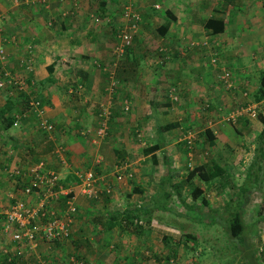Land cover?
Listing matches in <instances>:
<instances>
[{
  "label": "crops",
  "instance_id": "0c3cea01",
  "mask_svg": "<svg viewBox=\"0 0 264 264\" xmlns=\"http://www.w3.org/2000/svg\"><path fill=\"white\" fill-rule=\"evenodd\" d=\"M92 1L0 0L6 53L0 60V264H12L3 247L14 243L1 227L4 212L15 197L33 201L39 196L40 188L33 195L22 189L40 160L45 161L41 172L55 171L67 187L79 180L81 169L92 167L103 191L93 198L78 193L68 237L41 241L30 260L75 264L76 257L85 264H145L142 258L159 260L177 251L175 242L171 245L177 237L155 227L181 230L186 223L170 218L182 213L181 220L189 221L185 217L196 213L188 209L206 213L203 208L211 205L193 202L189 189L184 200L176 192L189 181L190 170L183 168L201 162L198 150L215 148L211 168L220 165L222 178L227 177V166L232 171L235 164L219 163L221 152L230 155L225 147L245 143L246 124H254L258 133L263 126L259 114L252 116L246 108L257 103L258 112L264 113V98H254L264 69V0H132L148 3L137 7L142 12L136 35L141 44L132 43L119 58L115 31L124 16L110 7L100 12V23L88 22L86 3ZM210 59L215 64L208 66ZM225 70L231 85L222 77ZM9 76H16L14 82L8 83ZM172 88L178 89L177 99H171ZM34 99L39 106L30 103ZM103 104L110 110L106 117L101 116ZM43 119L53 124L51 132L39 125ZM102 123L106 134L97 138L95 130ZM121 164L132 176L117 180L114 168ZM196 167L191 172L196 180L219 176L218 185L212 184L219 193L226 192L221 175L202 178V165ZM141 179L153 189L141 186ZM192 186L207 195L201 182ZM240 186L233 197L243 193ZM255 186L247 190L245 204L257 194L264 196V185ZM163 195L168 203L157 202ZM171 195L181 209L169 204ZM55 204L63 208L65 194ZM126 209L139 213L132 218L144 229L129 225ZM143 241L154 251L147 255L150 249Z\"/></svg>",
  "mask_w": 264,
  "mask_h": 264
},
{
  "label": "rangeland",
  "instance_id": "374dc122",
  "mask_svg": "<svg viewBox=\"0 0 264 264\" xmlns=\"http://www.w3.org/2000/svg\"><path fill=\"white\" fill-rule=\"evenodd\" d=\"M96 1H101V0H94L91 2V4L86 3V6H87L86 10L90 9V12H87V15L84 16V18H86L88 22L91 21L95 23H100L102 21L101 19L102 16L100 15L102 13L105 14L106 12H109L108 9L110 7L112 8L111 10H113L114 13L117 14L121 12L122 16H124L125 8L127 6H130L134 11L138 13L139 20L137 22L136 31L132 32L131 42L129 46L132 43H135L137 45L141 44L140 42L141 40H139V38H137L136 35L140 31L139 30L140 21H141L140 16L142 12L140 13L137 7L141 9L139 6H142L143 3H146V2L139 4V3H134L132 0H131L132 2L128 0H115L116 2H110V3L109 1L106 2V0L102 1V3L96 2ZM104 2H106L105 5H104ZM153 4L154 3L150 2V5L153 6ZM101 6H102L101 8L102 13H99L98 12L99 7ZM124 19L125 21L122 24L119 23L117 25L118 29L115 31V35H117L121 29L127 28L125 26L128 25V20L125 16H124ZM147 29L150 30L149 27ZM116 43H120V37L118 36L115 37L114 46ZM127 47L128 46L126 45L125 50H127ZM115 56L119 58L122 55L115 53ZM130 56L132 55L130 54ZM207 63H208V66H211V64H215L211 61V59ZM182 86L184 85L182 84ZM190 86L191 84H187L186 87L190 88ZM189 91H192V90L189 89ZM175 93L178 97L179 93H178L177 88L175 90ZM208 117L210 118L212 116H208ZM245 127H246L245 130L242 132L244 134L242 141H244L245 143H240L238 146L235 145V146L225 147V149L229 151L230 155H228L225 152L220 151L221 157L219 158V163L221 162L223 166L225 164L224 167H226L228 163L235 164L234 168L232 167L230 168L232 169V171L228 170V166H227V171L229 172V176L222 178L224 174L221 175L222 179L220 183L222 187L226 190L225 193H219V187L215 188L216 186L212 184V182L214 183L216 181L217 182L216 185H218L219 176L214 178L213 181H209V180L202 181V179H200L201 181H199V180H196L193 177V174L191 173L197 168L196 164L197 166H199L200 164L202 165V169H203L202 178H206V179L207 177L209 178L208 172L212 170L211 162L212 160H214V157H215L212 152H214L215 148H212V149H209L207 147L200 148L198 152L202 153L201 162L193 164L192 166H188L189 165L188 164L186 167L183 168L187 173L190 170V173H188L189 178H187L189 181H186V184H184V186H181L182 187L181 189H184V188L190 189L193 184H196L197 182H201L203 186L205 187V189H207V195L205 196H206V199L208 200V204H211V205L210 206L207 205L203 208V209H208L206 213L204 211H200L199 213V212H195V210L188 209V212L190 213L199 214L198 215L199 217H197L196 214L195 216H186L185 218H188L189 221L181 220L182 217L180 216H183L182 213H180V216L176 215L174 219L173 218H170V219L173 220V222L179 219L180 222L186 223L184 228L186 230L193 232L198 237L197 247L195 249L188 250L182 245L181 246L176 245L177 255L172 253L171 256H169L168 258L161 256L159 260L152 258V256L150 257V260H148L147 258H142L143 260L146 261L144 262L145 264H230V263L231 264H241L242 263L243 257L240 258L239 256H237L236 258L235 254H234L235 256L233 257V251L229 247L231 243L229 242L228 235L226 234V232H224L221 225H223V223H227L226 222L227 216L225 217L223 214L229 213L231 216L232 213L234 212V209L237 208V203L235 200L236 196L235 197L233 196L235 195L237 191L238 184L243 185L245 184V182H247L248 186L250 187L249 189H252V187H254V184L257 183L256 181H258V178H260L262 180L261 183L264 185V178H263L264 176V160H263L264 154H262L263 151L258 150L257 151L258 154L256 155V146L259 143V140L257 139L256 134L258 133L259 129H257V127L254 124H249V125L246 124ZM198 132L199 131H197V133ZM260 143L261 145L264 146V142L260 140ZM253 144H255V150L252 148ZM250 147L253 150V153L249 154L248 149ZM199 158L197 157V159ZM233 170H236V171H233ZM246 172L248 173L247 176H245ZM151 173L156 175L153 172V170H151ZM243 177L245 180L241 181ZM233 178H235L236 180L234 181ZM141 180L143 181L141 186H143L144 188H147L148 191L153 189V187L151 186L152 184L144 181L146 179H141ZM246 194L249 195L250 193L246 192ZM189 199L194 200L193 202L201 201L200 197L197 198L198 200H195V198H189ZM227 199L228 200L231 199V200L228 201ZM166 200H167V196L163 195V197L162 196L158 197L157 202L161 204L168 203ZM226 200L228 201V203H226L227 202ZM168 201H169V204H171L175 209L180 208L176 195L168 196ZM251 203L252 204L255 203V204L252 205ZM212 206H215V207H212ZM221 208L223 209V211H227V212H223V214H221L219 212ZM244 209H245V212L243 213V215H244V218L246 219V224H247L246 226L248 227L247 233L249 236H251L250 240L253 243L251 246L252 248L251 252L253 254L252 263L253 264H264V251L262 250L263 248L262 246L264 243V196L257 194L256 199L254 201L252 200L244 204ZM169 215H170L169 217H174L173 215H171V213ZM221 217L223 221H221ZM155 230L157 232L158 230H160V233L172 234L175 237H177V239L180 237L181 231H182L179 229V227H175V228L155 227ZM163 230H167V231L163 232ZM156 236L157 234H155V237ZM171 245L173 246V243H171ZM142 246H145V248L150 249L148 250V252H145L147 255L150 254L152 250L154 251V247L151 248L150 245L145 244V242L142 244ZM160 246H165V245L162 242H160ZM143 255L145 256V254Z\"/></svg>",
  "mask_w": 264,
  "mask_h": 264
},
{
  "label": "built area",
  "instance_id": "2783aa9c",
  "mask_svg": "<svg viewBox=\"0 0 264 264\" xmlns=\"http://www.w3.org/2000/svg\"><path fill=\"white\" fill-rule=\"evenodd\" d=\"M30 1L33 0H24ZM35 1V0H34ZM45 1V0H43ZM124 16L128 20L127 28L121 29L117 36L120 37V43H116L114 50L117 54H122L125 51L126 45L129 46L131 42L132 32L137 29V22L139 15L130 6L124 10ZM0 36V60L3 61L6 53L3 45V39ZM214 60V59H213ZM230 72L225 70L222 77L227 85H231ZM16 77V76H15ZM9 76L8 83L12 82L14 78ZM20 88L23 86V80L16 79ZM14 82V81H13ZM4 80L0 79V85H3ZM171 99H177L175 89L172 88ZM30 103L34 106H39V100H31ZM246 111L256 116L258 113L257 103H251L247 106ZM110 110L107 105L103 104L101 116H108ZM14 124H18V120H14ZM39 125L42 129L51 132L53 124L45 119L40 120ZM106 134V125L102 123L95 130L97 138L103 137ZM191 138L188 137V146L191 147ZM61 145H58L56 150L60 151ZM100 157L96 159L99 161ZM44 160H40L36 166L31 168L34 173L31 181L23 185L22 192L27 195H33L35 190L33 186L41 189L38 197L29 201L26 197H15L4 212V219L2 221V230L13 240V244L3 247V252L6 253L7 262L12 264H47L44 259L30 260L28 257L32 251L40 244L41 241L53 242L68 237L70 234L71 223L73 215L77 212L76 196L78 193L84 194L89 198L98 197L103 191L100 186V175L92 167L81 169L78 172L79 180L71 186H64L58 174L49 170L47 174L41 172L39 167H43ZM126 165H116L114 168V176L117 180H121L125 176H132L130 170H124ZM108 191L109 188L105 187ZM66 194L65 204L63 208H58L55 201L59 194ZM27 259V260H25ZM75 264H85L84 261L72 258Z\"/></svg>",
  "mask_w": 264,
  "mask_h": 264
},
{
  "label": "trees",
  "instance_id": "16d2710c",
  "mask_svg": "<svg viewBox=\"0 0 264 264\" xmlns=\"http://www.w3.org/2000/svg\"><path fill=\"white\" fill-rule=\"evenodd\" d=\"M101 3H102V1H101ZM101 8H102V6L99 7V11H98L99 13L101 12ZM254 98H255V100H260V99L264 98V69L261 72L260 82H259L258 88L256 89V91L254 93ZM258 114H259V119L261 120L263 126L257 135V139L259 140V143L256 146V155L258 154L257 153L258 150H262L263 151L262 154H264V146L261 145V143H260V140L262 142H264V113L258 112ZM9 118L11 120H13V116H10ZM154 145H156V144H154ZM154 145H152V147ZM223 172H224L223 168L220 165H217V166H214L211 171H209L208 175H209V177L213 178L217 175H222ZM247 175H248V173H247ZM261 181L262 180L260 178H258V181H256L257 183L254 184V187H256L255 185L259 186ZM249 188L250 187L248 186L247 182H245V184L240 186V189L243 193L239 194L238 197L235 198L236 203H237V208L234 209V212L232 213L231 216L229 213L223 214V212H227V211H223L222 208L219 211L225 217L227 216V219H226L227 223H223V225H221V227L224 230V232H226V234L228 235L229 242L231 243V245L229 247L233 251V257L235 255H236V258H237V256H239L240 258L243 257L241 264H253L252 263L253 254L251 252V250H252L251 246L253 243L250 240L251 236H249L247 233L248 227L246 226L247 225L246 220L244 219V216H243V213L245 212L244 198L246 197L245 202H247L248 195L246 194V192H247V190H249ZM36 189H38V187L33 186V190H36ZM185 190H188V188L187 189L186 188L181 189V187H177V189H176V192L179 193V196H181V198L183 200H184V193L183 192ZM189 192L193 196V198L196 199V198L200 197L202 203L208 204V200L206 199V196L202 193V189L199 186H191V188L189 189ZM66 196L67 195L65 194V197ZM230 200H228V201H230ZM228 201L226 203H228ZM136 212L135 211L133 212L132 209H129V210L126 209L123 215H124V218L126 219V221L128 220L129 223H131L129 225H132L133 229L142 230V229H144V226L142 224L134 222V220L132 218L134 216L136 219V217L139 216V213H136ZM228 216H229V218H228ZM221 221H223L222 217H221ZM181 230L182 231H181L180 237L178 239H174V238L172 239L173 244L175 242V245H182L183 247H185L188 250L195 249L197 247L198 237L193 232L186 230L184 227H182ZM165 240L168 241V238H166ZM262 247H263L262 250L264 251V243H263ZM174 254H176L175 250H174Z\"/></svg>",
  "mask_w": 264,
  "mask_h": 264
},
{
  "label": "clouds",
  "instance_id": "9594fccd",
  "mask_svg": "<svg viewBox=\"0 0 264 264\" xmlns=\"http://www.w3.org/2000/svg\"><path fill=\"white\" fill-rule=\"evenodd\" d=\"M263 249V248H262Z\"/></svg>",
  "mask_w": 264,
  "mask_h": 264
}]
</instances>
